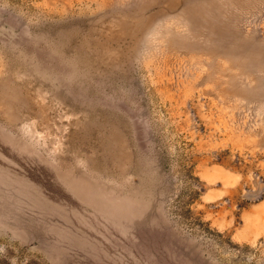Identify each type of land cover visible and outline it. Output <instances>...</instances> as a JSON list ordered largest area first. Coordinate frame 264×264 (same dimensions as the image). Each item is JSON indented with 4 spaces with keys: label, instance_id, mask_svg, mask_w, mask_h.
Masks as SVG:
<instances>
[{
    "label": "rangeland",
    "instance_id": "1",
    "mask_svg": "<svg viewBox=\"0 0 264 264\" xmlns=\"http://www.w3.org/2000/svg\"><path fill=\"white\" fill-rule=\"evenodd\" d=\"M0 260L264 264V0H0Z\"/></svg>",
    "mask_w": 264,
    "mask_h": 264
},
{
    "label": "trees",
    "instance_id": "2",
    "mask_svg": "<svg viewBox=\"0 0 264 264\" xmlns=\"http://www.w3.org/2000/svg\"><path fill=\"white\" fill-rule=\"evenodd\" d=\"M202 225H203V223H201ZM202 227H204V225L202 226ZM204 230H210V229H208V228H206V227H204L203 228ZM0 264H7V261H5V260H0Z\"/></svg>",
    "mask_w": 264,
    "mask_h": 264
}]
</instances>
